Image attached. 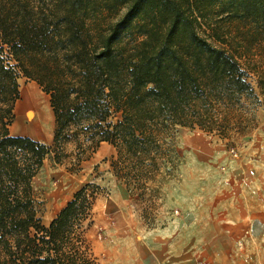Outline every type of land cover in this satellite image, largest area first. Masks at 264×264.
Returning a JSON list of instances; mask_svg holds the SVG:
<instances>
[{
  "label": "trees",
  "instance_id": "obj_1",
  "mask_svg": "<svg viewBox=\"0 0 264 264\" xmlns=\"http://www.w3.org/2000/svg\"><path fill=\"white\" fill-rule=\"evenodd\" d=\"M234 20L264 43V0H0V264H99L87 239L98 186L76 190L48 224L39 216L34 178L66 142L111 144L114 174L143 196L175 174L177 126L243 130L259 96L210 40ZM19 74L49 95L50 144L10 132Z\"/></svg>",
  "mask_w": 264,
  "mask_h": 264
},
{
  "label": "rangeland",
  "instance_id": "obj_2",
  "mask_svg": "<svg viewBox=\"0 0 264 264\" xmlns=\"http://www.w3.org/2000/svg\"><path fill=\"white\" fill-rule=\"evenodd\" d=\"M220 25L224 41L213 37L210 40L238 59L248 71V79L260 99V103L244 114L247 120L242 131L233 130L228 137L222 138L197 128L177 126L173 141L179 165L174 176L156 182L153 185L155 190L147 192L149 195L138 196L139 190H126L123 181L111 168L112 155L104 142L91 152L87 147L89 143L84 144L83 151H78L75 140H70L63 145L62 161L55 162L52 153L36 174L33 184L40 201L39 216L44 224H48L59 207L87 183L98 186L93 193V203L97 204V208L98 203L109 196L112 185L119 182L124 186L131 213L127 214L128 218L124 215L119 217L122 227L130 228L129 233L110 236V223L115 219L102 212L87 234L99 264H132L134 253L139 255L142 264H166L176 251H180L182 261H188L190 251L195 250L200 262L210 255L206 248L218 250L227 245L228 239H233L229 245L236 244L237 238L220 235L222 229L264 228V220L239 224L230 219L242 208L239 194L244 180L252 175L253 162L250 158L253 152L264 150V43L253 39L244 21H223ZM202 29L208 32L205 26ZM258 78L262 80L261 85H258ZM17 82V101L20 89L34 83L39 93L46 96L51 127L47 135L37 137L22 128L14 117L10 132L52 143L54 115L49 95L35 81L22 74L18 75ZM256 138L259 140L257 145L254 142Z\"/></svg>",
  "mask_w": 264,
  "mask_h": 264
},
{
  "label": "crops",
  "instance_id": "obj_3",
  "mask_svg": "<svg viewBox=\"0 0 264 264\" xmlns=\"http://www.w3.org/2000/svg\"><path fill=\"white\" fill-rule=\"evenodd\" d=\"M254 142L257 145L259 140L256 138ZM104 143L108 145L106 148L110 150V154L114 155V147L107 142ZM254 150L255 148H253L252 151ZM253 153V156L250 158L253 162L252 175L249 174L250 177L247 180H244L242 192L239 194V198L241 199L239 202L242 204V208L236 214H232L235 215V217L230 218L232 221L237 223L242 222V224L249 221L264 220V150L259 149L258 153ZM63 205L64 204L59 207L58 211ZM128 205L129 201L124 186L119 184V182H116L112 185L109 196L98 203V208L97 204L95 205V202L93 203L92 224L88 229V232L93 226H95L98 214L101 216V213L104 212L115 219L110 223V236H123L128 234L130 228L122 227V220L119 217L124 215V218H128L127 214L131 213ZM58 211L51 217V219L58 213ZM126 223L127 219L125 221V224ZM143 232H145V230H143ZM147 235L149 236L150 234ZM220 235L222 237L237 238L236 244L233 243L229 245V241H233V239H228L227 245L221 246L220 248L216 247L218 250H213L212 247H208L206 248V252H210V255H206L205 260L200 262L197 261L198 256L196 250L190 251L188 261H182L180 251H176L172 254V260L166 264H264V228L249 229L242 227L237 229H222ZM109 244L110 242H108V245ZM146 248L148 247L146 246ZM110 250L113 253L111 248ZM118 254L122 257L120 253ZM131 262L132 264H142L141 258L137 253L132 255Z\"/></svg>",
  "mask_w": 264,
  "mask_h": 264
},
{
  "label": "bare ground",
  "instance_id": "obj_4",
  "mask_svg": "<svg viewBox=\"0 0 264 264\" xmlns=\"http://www.w3.org/2000/svg\"><path fill=\"white\" fill-rule=\"evenodd\" d=\"M15 119L31 134L47 135L51 127V114L46 96L39 93L37 85L31 84L20 89V99L14 106Z\"/></svg>",
  "mask_w": 264,
  "mask_h": 264
}]
</instances>
